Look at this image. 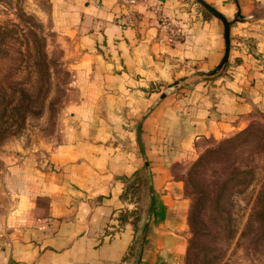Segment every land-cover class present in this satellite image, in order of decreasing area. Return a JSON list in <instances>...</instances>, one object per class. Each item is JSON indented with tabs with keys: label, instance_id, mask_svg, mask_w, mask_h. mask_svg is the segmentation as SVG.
Masks as SVG:
<instances>
[{
	"label": "crops",
	"instance_id": "obj_1",
	"mask_svg": "<svg viewBox=\"0 0 264 264\" xmlns=\"http://www.w3.org/2000/svg\"><path fill=\"white\" fill-rule=\"evenodd\" d=\"M50 1L78 97L63 142L20 164L24 190L10 209L0 198V264H134L137 210L149 202L136 180L145 169L136 124L161 87L219 64L223 24L194 0H147L125 28L118 0ZM205 1L236 16L234 0ZM238 3L245 20L230 27L225 73L180 86L142 122L154 204L139 264H184L189 199L178 168L264 117V0ZM155 10L178 25L177 41Z\"/></svg>",
	"mask_w": 264,
	"mask_h": 264
},
{
	"label": "rangeland",
	"instance_id": "obj_2",
	"mask_svg": "<svg viewBox=\"0 0 264 264\" xmlns=\"http://www.w3.org/2000/svg\"><path fill=\"white\" fill-rule=\"evenodd\" d=\"M50 12V0H0V198L7 210L24 190L20 164L46 160L63 142L78 97ZM178 169L189 199L184 264H264V117L211 141ZM141 200L138 239L148 207L147 196Z\"/></svg>",
	"mask_w": 264,
	"mask_h": 264
},
{
	"label": "water",
	"instance_id": "obj_3",
	"mask_svg": "<svg viewBox=\"0 0 264 264\" xmlns=\"http://www.w3.org/2000/svg\"><path fill=\"white\" fill-rule=\"evenodd\" d=\"M194 1L197 2L204 10H206L208 13L215 16L222 22L223 37H224L223 56L219 64H217L214 68H210V69L197 68V69L191 70L187 72L186 74H184L183 76L173 80L171 83L166 85L163 88V90L158 94L157 98L153 101V103L149 106V108L141 115V117L139 118L136 124V140H137L138 148L141 152L143 162H144V167L147 171V176H148L149 202H148L145 220L143 222V225H142V228L139 234L134 264H139L146 231H147V227H148V224L151 218L153 204H154L153 186H152L151 174L149 171V164L145 156L144 146H143V142L141 139L142 122L145 119V117L149 115L162 100H164L168 95H170L172 92L177 90L180 86L185 85V84L192 85L194 83H198L205 79H217L218 77L222 76L225 73V70L229 62L230 27L234 22L238 20L239 21L245 20V17L242 16L240 13L238 0H234L238 10H237L236 16L232 20H228L221 12H219L215 7L207 3L205 0H194Z\"/></svg>",
	"mask_w": 264,
	"mask_h": 264
},
{
	"label": "built area",
	"instance_id": "obj_4",
	"mask_svg": "<svg viewBox=\"0 0 264 264\" xmlns=\"http://www.w3.org/2000/svg\"><path fill=\"white\" fill-rule=\"evenodd\" d=\"M145 2H147V0H118L121 7V14L116 18V24L121 28L129 26L137 17V11L135 9L136 5ZM155 13L160 27L166 31L168 42L172 43L177 41L181 35L178 25L172 22L168 17L158 13L156 10Z\"/></svg>",
	"mask_w": 264,
	"mask_h": 264
},
{
	"label": "trees",
	"instance_id": "obj_5",
	"mask_svg": "<svg viewBox=\"0 0 264 264\" xmlns=\"http://www.w3.org/2000/svg\"><path fill=\"white\" fill-rule=\"evenodd\" d=\"M136 180L137 182H139V185H142L144 188H147L148 177H147V173L144 168L142 170V174H140L139 176L138 175L136 176Z\"/></svg>",
	"mask_w": 264,
	"mask_h": 264
}]
</instances>
